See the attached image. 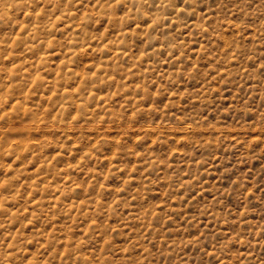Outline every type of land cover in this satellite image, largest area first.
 <instances>
[{"label": "rangeland", "instance_id": "1", "mask_svg": "<svg viewBox=\"0 0 264 264\" xmlns=\"http://www.w3.org/2000/svg\"><path fill=\"white\" fill-rule=\"evenodd\" d=\"M0 264H264V0H0Z\"/></svg>", "mask_w": 264, "mask_h": 264}, {"label": "bare ground", "instance_id": "2", "mask_svg": "<svg viewBox=\"0 0 264 264\" xmlns=\"http://www.w3.org/2000/svg\"><path fill=\"white\" fill-rule=\"evenodd\" d=\"M73 95V94H72ZM75 97V96H74ZM75 100V99H74ZM77 104V103H76Z\"/></svg>", "mask_w": 264, "mask_h": 264}]
</instances>
